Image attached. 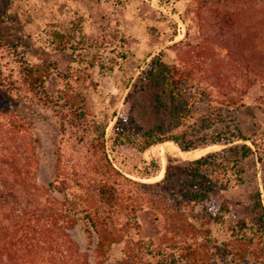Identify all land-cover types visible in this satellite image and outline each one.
<instances>
[{"label": "trees", "instance_id": "trees-1", "mask_svg": "<svg viewBox=\"0 0 264 264\" xmlns=\"http://www.w3.org/2000/svg\"><path fill=\"white\" fill-rule=\"evenodd\" d=\"M175 1L178 0L164 3ZM208 4L221 35L225 29L232 31L240 26L243 15L254 12L252 9L263 13L261 18L254 16L248 29L249 40L257 41L254 46L261 50L264 0H257L254 6L242 5L239 0H213ZM46 35L47 44L55 50L92 55L87 56L90 59L83 69L98 62L101 70L105 66L113 69L115 59L99 60L92 52L94 42L80 27L65 31L53 28ZM242 39L241 33L223 36L220 44L230 56ZM128 53L123 50L118 55L124 60ZM16 57L21 78L29 89L46 94L49 68L57 70L56 64L33 65L24 56ZM251 69L249 85L260 81L264 86V53L253 56ZM178 74L179 69L159 54L152 59L143 79L161 92L158 99L169 117L166 124L146 129L131 114L118 115L109 148L108 122L91 119V125H85L92 133L87 141L88 156L71 164L59 155L54 177L44 189L35 182L37 152L30 158L28 171L23 155L27 150V117L21 109L13 112L0 108V264H264V144L255 152L247 143H256L254 138L237 124L230 126L223 108L217 112L218 117L214 112L195 117V98L192 100L181 89L183 80ZM61 77L68 79L65 74ZM71 98L72 104H77L76 117L82 122L86 116L85 98L80 92ZM243 103L235 105L242 107ZM168 141L183 152L210 146L222 149L185 164L169 158L164 177L155 182L132 180L116 165L117 146L134 145L144 152ZM35 143L32 139L34 149ZM251 157L262 163V190L258 188L251 195L255 222L231 221L226 217L227 208L213 203L211 197L218 189L241 185L245 171L242 163ZM160 169L159 162L153 159L138 177L151 179ZM144 208L150 209L157 227L150 240L141 237L137 218ZM119 212L122 220L116 216ZM75 229L87 236L92 257L71 237Z\"/></svg>", "mask_w": 264, "mask_h": 264}, {"label": "rangeland", "instance_id": "rangeland-1", "mask_svg": "<svg viewBox=\"0 0 264 264\" xmlns=\"http://www.w3.org/2000/svg\"><path fill=\"white\" fill-rule=\"evenodd\" d=\"M211 1L178 0L165 4V0L163 3L160 0H0V108L13 112L21 109L27 117V150L23 155L28 171L30 158L37 152L38 160L33 168L37 167L35 182L40 187L46 188L53 179L59 155L71 164L85 160L87 141L92 134L85 125H91V119L108 122L109 148L118 115L131 114L146 129L168 122L169 117L158 99L161 92L143 82L152 59L159 54L165 62L179 69L177 77L183 80L181 89L192 100L195 98L192 106L195 117L213 112L218 117L217 112L223 108L230 126L237 124L247 136L254 138V144L247 141L254 151L259 152L258 146L263 148L264 86H260V81L250 86L247 81L253 70V56L264 53L263 45L261 51L254 46L257 41L249 40L248 29L254 16L261 18L263 13L257 14L252 9L254 12L243 15L240 26L232 31L225 29L221 35L217 20L213 19L215 13L208 4ZM256 1L239 0V3L254 6ZM76 26L94 42L92 52L99 60L115 59L112 70L106 66L101 70L99 62L85 70L90 59L87 56L92 55L71 54L47 44L46 34L51 29L65 31ZM239 33L244 39L236 43L234 54L229 56L220 40ZM123 50L129 52L124 60L118 55ZM16 56H24L33 65L56 64L57 70L49 68L51 75L45 84L46 94L29 89L19 73ZM62 74L68 79H62ZM75 92L85 98L86 116L82 122L76 117L77 104H72L71 96ZM240 101L244 106L235 105ZM231 108L235 109L231 111ZM31 138L37 144L35 149L30 145ZM220 149L222 146H210L183 154L175 143L168 141L144 152H139L134 145H120L114 154L117 167L126 177L155 182L164 177L160 175L163 170L165 173L169 158L185 164ZM153 159L159 162L161 169L151 179L139 178V173ZM242 166L244 182L216 190L211 201L227 208L229 220L254 223L251 195L258 188L262 190V163L251 157ZM116 216L122 220L120 212ZM137 218L141 237L152 239L157 227L150 209L139 211ZM214 230L217 235L218 231ZM70 234L79 248L92 257L85 233L75 229Z\"/></svg>", "mask_w": 264, "mask_h": 264}, {"label": "bare ground", "instance_id": "bare-ground-1", "mask_svg": "<svg viewBox=\"0 0 264 264\" xmlns=\"http://www.w3.org/2000/svg\"><path fill=\"white\" fill-rule=\"evenodd\" d=\"M166 148V147H165ZM172 149V148H171ZM198 150V149H197ZM179 152V151H178ZM182 152V151H181ZM172 153V152H171ZM183 154H186L185 152H182ZM204 153V152H203ZM166 155V154H165ZM193 156V155H192ZM188 160V159H187ZM164 175V170L161 172L160 178H162ZM152 181V180H151Z\"/></svg>", "mask_w": 264, "mask_h": 264}]
</instances>
